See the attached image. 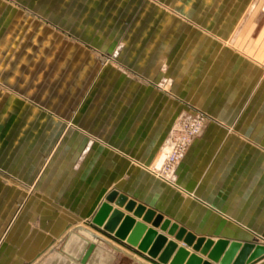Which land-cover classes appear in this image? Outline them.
Listing matches in <instances>:
<instances>
[{
	"label": "crops",
	"instance_id": "obj_1",
	"mask_svg": "<svg viewBox=\"0 0 264 264\" xmlns=\"http://www.w3.org/2000/svg\"><path fill=\"white\" fill-rule=\"evenodd\" d=\"M17 1L34 16H60L50 8L54 0H0V49L27 50L25 72L37 62L29 57L39 58L34 50H54L47 63L55 66L48 82L37 79L38 90L45 89L37 94L39 108L24 102L20 107L28 116L23 128L30 126V112L41 118L32 141L37 155L23 166L24 176L34 171L38 195H23L22 206L35 211L42 227L30 235L28 220H11L6 236L16 239L4 264L32 262L69 227L88 222L111 189L197 235L264 239V0L257 8L253 0H185L180 13L165 11V43L127 53L137 78L100 66L85 47L30 22L31 16L13 7ZM159 56H165L164 65ZM161 64L172 77L170 91L155 83ZM189 105L217 120L193 139L169 182L150 166L175 115ZM47 217L55 220L52 229L46 228Z\"/></svg>",
	"mask_w": 264,
	"mask_h": 264
},
{
	"label": "rangeland",
	"instance_id": "obj_2",
	"mask_svg": "<svg viewBox=\"0 0 264 264\" xmlns=\"http://www.w3.org/2000/svg\"><path fill=\"white\" fill-rule=\"evenodd\" d=\"M253 1L256 4L255 8H257L259 6L258 1L261 0ZM12 4L16 10H21L26 16H31L30 22L44 23L51 29L58 31L64 41L85 47L100 66H111L133 78H137V76L131 70L132 66L125 59L129 49L136 47L139 50H147L154 44L163 45L167 36L164 30V25L167 23L165 11L173 10L180 13L183 5H186L185 0H54L50 3V8L52 13L57 12L60 16L38 17L34 16L36 11L29 13V8L20 1ZM50 8L48 6L45 11H49ZM14 18L16 19V17ZM173 24L177 25L175 21ZM0 25H2L1 18ZM155 51L157 52V48ZM155 51L153 56H155ZM25 52L27 50L20 48L0 49V226L6 220V222L10 220L4 228L0 227V233H3L0 236V264L7 261L5 256L9 254L8 245L12 244V239L15 238L12 233L9 234V239L6 236L11 220H28L27 233L30 235L42 227V220H38L37 215L32 216V212L35 211L28 208L27 205L23 210L22 206L23 195L29 194L30 197L38 195L36 190L38 181L37 177L33 176L34 171L30 169L31 174L24 176L23 174L28 170L27 167L24 168L23 166H27L28 163L33 164L32 158L37 155V145L32 141H36L40 131L37 128V122L41 118L38 117L37 113L30 112V126L23 128L22 122L27 120L28 116L21 113L20 107L24 102L39 108L37 94L38 92L44 93L45 89L38 90L37 79L44 82L47 77L55 73V66L47 63V60L53 59L54 50H34V53L39 52L40 55L39 58L29 57V59L37 60V62L30 66V70L27 72H25L27 58L23 55ZM160 52L161 54L165 53L164 50H160ZM62 54H65V50H62ZM164 59L165 56H159L158 61L164 65ZM162 64L163 71L160 72V79L155 83L170 91L172 77L166 76L165 67ZM58 70H60V66H58ZM27 75L31 77L30 82H23L21 77ZM15 78L18 79L15 80ZM48 80L47 78V82ZM23 89L26 92L30 91L32 95L24 94ZM195 117L202 119V127L191 142L202 132L207 123L217 120L211 112L189 105L186 106L185 110L175 115L171 127L178 120L188 123ZM45 120L47 119L42 121L45 122ZM43 136L48 138L47 135ZM45 147L47 148L49 145L47 144ZM50 147L53 146L50 145ZM157 159L151 165L156 163ZM48 197L52 199V194ZM54 221L47 217L45 220L46 228L52 229ZM46 233L51 236L54 235L52 231L46 230Z\"/></svg>",
	"mask_w": 264,
	"mask_h": 264
},
{
	"label": "water",
	"instance_id": "obj_3",
	"mask_svg": "<svg viewBox=\"0 0 264 264\" xmlns=\"http://www.w3.org/2000/svg\"><path fill=\"white\" fill-rule=\"evenodd\" d=\"M263 257L264 243L197 235L111 189L88 222L69 227L29 264H254Z\"/></svg>",
	"mask_w": 264,
	"mask_h": 264
},
{
	"label": "built area",
	"instance_id": "obj_4",
	"mask_svg": "<svg viewBox=\"0 0 264 264\" xmlns=\"http://www.w3.org/2000/svg\"><path fill=\"white\" fill-rule=\"evenodd\" d=\"M202 127V119L196 118L188 123L178 120L168 131L159 151L156 163H153L150 170L172 182L176 164L184 156L192 138Z\"/></svg>",
	"mask_w": 264,
	"mask_h": 264
},
{
	"label": "bare ground",
	"instance_id": "obj_5",
	"mask_svg": "<svg viewBox=\"0 0 264 264\" xmlns=\"http://www.w3.org/2000/svg\"><path fill=\"white\" fill-rule=\"evenodd\" d=\"M175 178V177H174ZM171 181H173L174 179L172 178V179H170ZM261 239V238H260ZM259 242H261V243H264V239L262 238Z\"/></svg>",
	"mask_w": 264,
	"mask_h": 264
}]
</instances>
